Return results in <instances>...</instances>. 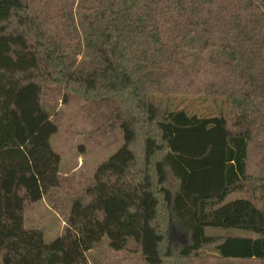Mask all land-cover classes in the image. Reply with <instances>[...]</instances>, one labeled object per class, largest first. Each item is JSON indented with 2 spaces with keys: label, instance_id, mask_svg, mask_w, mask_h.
I'll use <instances>...</instances> for the list:
<instances>
[{
  "label": "trees",
  "instance_id": "16d2710c",
  "mask_svg": "<svg viewBox=\"0 0 264 264\" xmlns=\"http://www.w3.org/2000/svg\"><path fill=\"white\" fill-rule=\"evenodd\" d=\"M71 27L101 62L90 73L54 43L34 2L0 0V264H91L106 238L117 253L133 242L145 264H264V208L225 203L246 182L264 199V0H88ZM51 86L67 105L111 103L107 126L124 145L46 244L26 210L62 184L59 127L44 105ZM180 94L222 98L226 113L201 118L156 100Z\"/></svg>",
  "mask_w": 264,
  "mask_h": 264
},
{
  "label": "rangeland",
  "instance_id": "374dc122",
  "mask_svg": "<svg viewBox=\"0 0 264 264\" xmlns=\"http://www.w3.org/2000/svg\"><path fill=\"white\" fill-rule=\"evenodd\" d=\"M41 15L54 24L52 40L57 46L69 51V60L85 72H92L101 66L97 59L82 53L77 32L72 29L75 13L88 0H31ZM71 27V28H70ZM64 92L57 87H48L44 105L58 124V132L51 139V145L61 158L59 175L60 188L54 189L37 204L26 210V227L42 230L46 244L56 241L63 233L70 216L72 203L86 192L95 174L103 163L115 155L124 145L123 134L107 126L113 112V105L107 101L81 103L71 99L64 103ZM164 108L186 110L190 115L201 118L225 115L226 104L222 98H209L196 94L158 96ZM262 152L252 151L250 173L257 176L261 170ZM256 182H246L243 190L232 193L225 203L247 199L259 208H264L262 191ZM207 235L215 237H254L241 231L208 229ZM176 245L184 244L183 237L173 236ZM106 238L88 253L91 264H145L131 242L124 252L111 250ZM205 256L215 257L213 250H206Z\"/></svg>",
  "mask_w": 264,
  "mask_h": 264
}]
</instances>
